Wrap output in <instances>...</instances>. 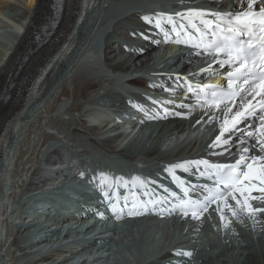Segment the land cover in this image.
I'll return each instance as SVG.
<instances>
[{
  "label": "bare ground",
  "instance_id": "obj_1",
  "mask_svg": "<svg viewBox=\"0 0 264 264\" xmlns=\"http://www.w3.org/2000/svg\"><path fill=\"white\" fill-rule=\"evenodd\" d=\"M15 1L22 4L26 3L24 16L27 22L25 23L24 21L23 23L19 22L18 25L16 24V30L19 32L22 31V33L19 37L13 38V42L16 41L14 44L12 42L13 46H7V50L0 52V87L3 84L4 78L7 76L6 74L13 66V63L17 57L20 56L25 47L29 45L30 36H32L33 33H36L35 26L38 25L39 21H41H38V19L43 13L50 9L52 3L51 0ZM110 1L113 2L111 3ZM132 1L134 2L138 0H127L126 2H124V0L63 1L58 25L54 28L53 33L46 38V43L39 46L29 56L20 74L13 80V85L8 91L9 100H7L6 103H0V107L2 104H5L10 108L8 111H5V115L6 113L8 115L10 113L9 116L15 114L12 120H10V122H8L6 125L4 124L8 118L5 117L4 119H0V199L4 194L6 199L8 198L15 201L16 203H19L18 200L21 198L20 193H22V191L33 190L31 194L34 196L35 189V191L48 192V186L51 184L55 185L57 183V173L54 171L53 165H56L55 156L57 155L58 149L60 147H72L73 151L77 155H86L88 152H92L99 155L113 154L122 157V155H126L127 152L136 154L138 156L150 157L157 153L161 154L163 153L164 149L166 151L174 145H183L184 143H178L177 140H181L186 135L189 137V133L186 130H180L178 127L169 128L168 125L165 131H158L157 128H152L149 130L147 129L148 131L135 134L134 131H127L126 133L114 134L115 136L112 137L109 136L110 132L106 131L104 126H106L108 122H113V120L111 121V119H102L100 124H93L94 122H90L88 120L92 114L88 115L86 112L90 111L91 113H94L96 110H98V108L91 107L84 110V113H82L80 110L81 104H68L67 100H70V97L74 99L76 97L78 98L82 96L84 98V102H87L90 105L96 104L98 106H105V103L108 101L106 99L110 95L107 85L108 83L114 84L112 81L113 78L109 77V74L126 77L129 75V73L135 72V69L138 68V65H140L141 68H144L149 63L153 62L154 55L156 54L152 53V49L157 44V42H154L153 38H155V36H161V34L157 35L156 29L155 35L150 36V38L144 39L138 43L128 45V51L126 54L124 53L126 49L125 40L131 38V34L127 28L123 30V26L119 24L118 19L128 12V5L133 3ZM156 1L158 0H149L150 3H155ZM219 1H221L223 5L230 2L233 3L232 5L235 7H239L240 9L242 7L238 0ZM6 2L7 0H0L1 17H3L4 4ZM108 4L109 9L105 20H103V17L100 15V12H98L97 8L100 6L105 7V5ZM243 7H246V2L243 4ZM191 8H194V6ZM156 13H158V11H156ZM124 18L129 20V15L124 16ZM97 19L99 20L100 24L95 28ZM3 20L4 19H2V21ZM139 25L142 24L139 23ZM111 28L113 33H116L118 30V37H116L112 43L105 44L104 48H102V34H108L110 32L109 29ZM64 42L66 43L63 50L56 55L43 80L37 85L35 92L29 94L28 99L23 104L22 100H19V92H21L20 89L22 84L25 85V72L31 68V66H36L42 57L44 59L49 56L51 57ZM145 44L150 45L151 48L142 50V47ZM81 49L82 55L77 57L76 54H78ZM86 51L95 55H99V57L103 56V59L101 58L99 62L100 65L90 69H85L82 65L85 63V59L81 60V58L84 57ZM41 62H39V64H41ZM136 81H141V79L138 78ZM69 82V86H72L71 89L67 85ZM105 82L108 83L103 90L102 85H105ZM53 88H55V91H53L55 93V99L59 102H63L61 104L58 103V105L56 103L54 106V110L59 111L58 115L61 114L62 118L60 120L63 123L62 125L60 124V120L58 121L52 118L48 120L47 116L45 115V113L48 112L49 115L51 114V107H47V103L44 99L46 94L49 93ZM87 90H94L95 93H87ZM53 94L51 95L53 96ZM88 94H90V96H87ZM4 108L6 109L7 107ZM103 109L104 108H102L101 111ZM1 112H3V110L0 111V113ZM31 112L37 113L35 116L39 119V123L37 125L35 122L31 121ZM212 112H215L216 114L218 113L214 110H212ZM77 117H80L81 120H78L79 118ZM44 118L48 128L55 127L56 132L54 134H49L46 132L45 128V133L41 137V139H43L42 142L44 143L38 147L41 136L40 130L42 128V120ZM178 118L179 116H172L170 120L175 123L178 121ZM18 132H22L23 136L16 144L17 141H15V138L17 137ZM154 133L155 135H153ZM32 134H38L39 137L38 141L34 143L33 149L31 150V139L35 140V136L32 138ZM42 142L40 141V143ZM122 144L128 145L123 147ZM194 144L195 142L192 144V146H194ZM198 145L202 146V144ZM14 146L15 151L13 152ZM89 146H91V148H88ZM200 148L202 149L196 150L194 153H197L202 157H206L207 154L212 151L209 146ZM146 150L149 151V155L146 154ZM4 181L7 182V187L5 188L3 186ZM9 183L13 184L9 185ZM4 189L5 192H3ZM57 195L62 197L61 193L57 192ZM5 201L0 202V230L5 223L7 229L4 240H2L0 237V264H64L63 261L68 260L63 258L64 256H67V254H64L67 250L61 249L58 251L59 253L53 250L43 254L41 253L43 252V247H45L47 243L45 240H48L50 247H52L51 239L55 234L52 233L50 236L48 234L49 232H52L53 227H58L59 225L53 224V226L52 224L47 223L45 212H43L45 216V221H43V224L38 220H35V217L32 216V218H30L22 213H19L16 223L9 214H5L7 206ZM252 204H261V202L259 203V201L254 200ZM48 208L45 210H48ZM213 213L218 214V212L215 210L212 211V214ZM12 224L14 227L11 226ZM263 225L264 222H261L260 229H263ZM10 227L16 228L17 230L16 236L12 241H10L12 239ZM196 227L197 228L187 231L184 234H182L184 230L179 228L178 232L179 234H182L179 237L180 240H190L193 243H196L198 240H200L201 237L198 235L200 232L198 231L200 223H198ZM71 229V227H68L66 228V231L69 232ZM145 229L148 230L149 226H146ZM74 231H76V229H74ZM136 231V228H131L124 235H126L127 238H130L133 235H136ZM42 233H44L45 236L38 238V241L46 243H42L44 245L39 247L36 251H31L34 243H37L36 238ZM20 234L21 236H19ZM179 234L170 230L169 238H176L179 236ZM0 236H2L1 231ZM62 237H65V235L58 236L57 240H61ZM120 238L121 237H119L117 240L113 239L111 243L117 244V247H125L127 255H132L133 252H140L142 246H146L144 249L146 253L158 251L161 253L164 251V241L162 240L150 243L149 238H144L141 241V245L138 246L127 243L128 239L126 238L121 240L123 242L118 241ZM133 238L134 237L131 239ZM205 238H208V235H205ZM94 243L95 242L93 241L89 242V244ZM227 243L226 251L229 252L230 250L228 249H232V251L234 250L235 254L237 255L234 254L235 257H232L231 261L221 258L219 259L220 261L215 260V262L212 261L209 262V264H264V232L261 235L255 236V238L246 236V234L243 238L240 237L237 239L233 237ZM207 246L208 244L206 245V248ZM107 249L105 246V251H108ZM213 251L216 256H222L224 253V248L223 246H214L210 255L213 253ZM146 253H143L144 257H141L139 262L140 264L147 261V258L157 255L150 254L145 256ZM175 253L177 252H165L155 258L153 257V260L144 264H202L201 261H203V257L201 259L186 257V259L182 261V255H176ZM97 255H100V253L97 252ZM100 260V258H96L92 262L106 264L105 260Z\"/></svg>",
  "mask_w": 264,
  "mask_h": 264
},
{
  "label": "snow or ice",
  "instance_id": "obj_2",
  "mask_svg": "<svg viewBox=\"0 0 264 264\" xmlns=\"http://www.w3.org/2000/svg\"><path fill=\"white\" fill-rule=\"evenodd\" d=\"M238 2L242 5L239 12L218 13L188 9L186 13L175 14L176 17L187 21V24L183 22L177 24L172 15L166 17L171 25V31L176 35L175 42L191 44L211 55L213 63L232 69L226 73V86L196 85L194 88L191 84L187 85L189 93L198 97L202 94L201 106L215 108L223 113L219 134L209 148L213 150V154L228 156L233 161L229 163H210L208 160L185 161L167 169L171 172L172 168L176 167L188 171L189 165H195L200 177L211 182L196 186L201 189L202 198L180 200L178 205L180 211L184 216L191 213L193 219L203 216L212 204L216 205L215 211L220 214L221 221L225 220V209L234 217L240 214L255 217L258 213H264V207H253L251 203L253 200L264 203V0ZM245 2L246 8L243 7ZM163 15L165 14H158ZM209 16L212 19L206 18ZM143 19L152 23L148 16ZM155 26L164 33L165 41L170 39L169 32L164 31L159 19L156 20ZM132 35L135 37L136 33ZM140 35L145 39L149 38L143 33ZM208 70L201 69V72ZM230 105L236 106L239 110L233 113ZM180 107L185 105L181 104ZM207 114L206 112L205 115ZM218 118L214 112L209 116V121ZM234 138L239 140L236 145L239 151L235 154L232 152ZM216 149L221 151L217 153ZM101 177V183L108 179L103 173ZM137 180L138 177L132 178L134 184ZM124 183L127 184L128 181ZM254 192H258L259 195H253ZM184 194L188 197L187 188L184 189ZM103 195L109 197L107 191ZM229 200L234 201V205L230 204ZM125 205L127 206V198ZM110 207L114 212L118 211L116 203H110ZM146 211L147 204L140 201L131 205L128 214L142 215ZM175 254L191 256L190 252Z\"/></svg>",
  "mask_w": 264,
  "mask_h": 264
},
{
  "label": "rangeland",
  "instance_id": "obj_3",
  "mask_svg": "<svg viewBox=\"0 0 264 264\" xmlns=\"http://www.w3.org/2000/svg\"><path fill=\"white\" fill-rule=\"evenodd\" d=\"M5 6H4V10H3V17H1L0 16V52H4L5 50H7V46L8 47H10L11 45H12V42H13V38H14V36H13V30H16L17 29V25L19 24V22H24L25 21V23L27 22V20H25V16H24V12H25V7H26V3H24V4H22V3H19V2H17V1H15V0H7V2L4 4ZM50 10V9H49ZM48 10V11H49ZM48 11H46V12H48ZM45 12V13H46ZM45 13H43L42 15H41V17L38 19V21L39 20H41L44 16H45ZM2 19H4L3 21H2ZM17 21V22H16ZM14 23V24H13ZM17 24V25H16ZM37 26V25H36ZM35 26V28H37ZM36 30V29H35ZM35 30H34V32H35ZM34 34V33H33ZM33 34H32V36H30V42L32 41V39H33ZM6 48V49H5ZM4 49V50H3ZM36 54V53H35ZM82 55V49L78 52V54H76V56L77 57H80ZM44 58L42 57L40 60H39V62H41V61H44L43 60ZM39 62L37 63V64H39ZM43 62H41V64H42ZM36 64V65H37ZM32 67H34V65L33 66H31V68ZM64 70H66L65 68H63ZM7 75V74H6ZM7 77V76H6ZM6 77L4 78V81H3V84L5 83V80H6ZM108 82H105V84H107ZM2 84V85H3ZM69 84H70V82L69 83H67V85L69 86ZM2 85H1V89H2ZM26 85H27V81H25V85L24 84H22V87H21V89H20V91L21 92H19V100L21 101L22 100V97H23V95L25 94V89H26ZM25 87V88H24ZM71 85L69 86V88L71 89ZM24 88V89H23ZM1 89H0V91H1ZM97 89V88H96ZM23 90V91H22ZM10 91H11V89H10ZM53 91H55V88H53L52 90H50V92L49 93H47L46 94V96H45V101H46V105H47V107H51V116L49 115V112L48 113H45V115L47 116V118H48V120L49 119H55V120H60L62 117H61V114L60 115H58V113H59V111H55L54 110V106L56 105V103H57V105H58V103H63V102H59L58 100H56L55 99V93L53 92ZM102 91V90H101ZM51 92H53V93H51ZM87 93H89L88 91H86ZM90 92H94V90L93 91H90ZM86 93V94H87ZM51 94H53V96L51 95ZM70 95H71V93H70ZM87 96H90V94H88ZM44 98V97H43ZM82 96L81 97H76V98H71L70 97V100L68 99L67 101H68V104H73V103H78V104H81V102H82ZM7 100H9V98L7 99ZM7 100H6V102H7ZM5 102V103H6ZM0 103H1V101H0ZM40 104V103H39ZM38 104V105H39ZM4 107H7L6 109L4 108ZM1 108H2V110H3V112H1L0 113V119H4L5 117H9V115H10V113H9V115L6 113V115H5V111H8L10 108H9V106L7 105H5V104H2V106L0 107V111H2L1 110ZM4 108V109H3ZM76 113V112H75ZM36 112H31V121H33V122H35L36 123V125L39 123L38 122V118L37 117H35L36 116ZM4 115V116H3ZM8 115V116H7ZM56 115V116H55ZM77 118H79L78 120H81L80 119V117H77ZM33 119V120H32ZM60 124L62 125L63 123L61 122V120H60ZM59 124V125H60ZM50 125H53V124H50ZM49 125V126H50ZM56 125V124H55ZM159 126H161V125H159ZM48 129V125L46 124V120H45V118L42 120V128H41V130H40V139H41V137L43 136V134L45 133L44 132V129ZM161 129V128H160ZM160 129H158L157 128V130L159 131ZM162 130V129H161ZM156 133H158V132H156ZM160 133V132H159ZM20 135V136H19ZM153 135H155V133L153 134ZM22 136H23V134H22V132H18V135H17V137L15 138V141H17L16 142V144L18 143V140L19 139H21L22 138ZM33 136H35V140L34 139H31V142H30V148H31V150L33 149V145H34V143H36L37 141H38V137H39V135L38 134H36V135H34V134H32V138H33ZM44 142H42V143H40V141H39V144H38V147H40L42 144H43ZM18 146V145H17ZM27 146V145H26ZM25 146V147H26ZM14 148V150H13V152L15 151V146L13 147ZM88 148H91V146H89ZM12 150H11V153H12ZM149 153V151H147L146 150V154H148ZM149 155V154H148ZM11 167H13V166H11ZM13 183H9V185H12ZM19 190V189H18ZM18 193V192H17ZM16 193V194H17ZM260 203V202H259ZM258 217H261V216H259L258 215ZM234 227H235V225L234 224H232V226H230V228H229V230H228V232H230L231 230H234ZM169 231H170V229H166V230H162L161 231V233H157V234H155V235H153V236H150L149 237V242L150 243H153V242H155V241H159V240H162V241H166V239L168 238V236H169ZM198 231H200V230H198ZM195 233H196V231H195ZM198 233V232H197ZM131 235H133V234H131ZM130 235V236H131ZM199 237L201 236V232H199ZM252 238V237H251ZM252 243H254V242H252ZM228 250H230L229 252H227L228 254H230V253H232L233 254V256H234V254H235V251L233 250L232 251V249H228ZM232 251V252H231ZM225 252V253H226ZM235 255H237V254H235ZM235 257V256H234ZM221 258H224V254L222 255V256H216L215 257V260L216 261H220L219 259H221Z\"/></svg>",
  "mask_w": 264,
  "mask_h": 264
},
{
  "label": "water",
  "instance_id": "obj_4",
  "mask_svg": "<svg viewBox=\"0 0 264 264\" xmlns=\"http://www.w3.org/2000/svg\"><path fill=\"white\" fill-rule=\"evenodd\" d=\"M32 52H33V49L28 48V49L24 52V56H23L22 59L20 60V64H22ZM52 61H53V59L50 60V62H52ZM9 78H10V81H12V77H9Z\"/></svg>",
  "mask_w": 264,
  "mask_h": 264
}]
</instances>
